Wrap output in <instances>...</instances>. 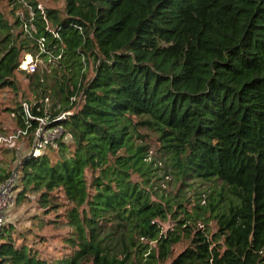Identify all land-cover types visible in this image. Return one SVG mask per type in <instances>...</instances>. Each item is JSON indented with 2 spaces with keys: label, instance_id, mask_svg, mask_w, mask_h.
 Segmentation results:
<instances>
[{
  "label": "trees",
  "instance_id": "16d2710c",
  "mask_svg": "<svg viewBox=\"0 0 264 264\" xmlns=\"http://www.w3.org/2000/svg\"><path fill=\"white\" fill-rule=\"evenodd\" d=\"M5 1L0 89L24 75L35 102L31 118L10 109L19 130L32 139L47 120L61 131L22 157L15 200L35 194L42 215H57L62 193L72 207L63 257H40L23 242L30 229L3 222L0 264H264V0ZM25 55L41 62L32 73L19 69ZM146 131L174 182L209 184L199 213L151 199Z\"/></svg>",
  "mask_w": 264,
  "mask_h": 264
},
{
  "label": "rangeland",
  "instance_id": "374dc122",
  "mask_svg": "<svg viewBox=\"0 0 264 264\" xmlns=\"http://www.w3.org/2000/svg\"><path fill=\"white\" fill-rule=\"evenodd\" d=\"M40 7L55 8L63 10L64 0H36ZM0 11L4 18L8 21H12L10 15V7L5 0L0 2ZM30 57V61L35 64V68L41 63L39 60L34 61L30 55H25L22 60V64L19 69L23 71H29L26 68L27 57ZM29 61V62H30ZM91 68V67H90ZM92 76L91 69L89 70L87 77ZM15 81L17 89L12 90L9 88L0 89V137L10 136L16 134L20 127L18 125V118L16 113H12L10 109L15 108L16 103L26 104L28 101L30 104L35 102V97L29 89L28 81L26 77L19 72H15ZM46 109H50V100H44ZM27 107V104H26ZM47 121V120H46ZM146 140L150 148V156L147 161H151L152 171L147 179L149 180L147 185V191L149 192L151 199L159 202V196H164L165 199L170 200V206L172 212L186 211L188 215H192L193 212H200L197 207H204L208 203V194L211 192L208 183H200L198 181L188 180L189 186H182L181 182H174L172 177L168 176L167 170L164 166V158L162 153L158 151L159 143L155 133L146 131ZM55 134V136H57ZM60 136V135H59ZM58 136V137H59ZM68 140V138H66ZM40 143L39 138H27L19 137L12 148H6L0 146V175L11 173V176L6 182L0 186H7V196L5 201L0 202V215L2 216V222L6 224H14L18 230L30 229L32 234L25 233L26 239L23 240L26 244L35 248L40 257L44 259H57L63 257L69 252V247L66 246V241L71 237V228L67 225L66 211L72 207V204L65 200L62 193H56L57 201L59 204L58 214L50 213L48 215H42V210L35 203L36 195L29 193L28 196L23 199L22 202H16V192L19 183L17 181L16 174L22 157L25 154L31 153L32 150L38 149ZM43 151H48L44 148ZM40 150V151H42ZM36 153V152H35ZM16 172L14 173V171ZM136 176H134L135 178ZM176 202H181L180 209L176 207ZM38 215L39 218H43L44 221L51 219L54 222L52 225H45L40 227L38 220H30V218ZM183 219L184 215H177ZM207 214L205 218H208ZM201 223V222H200ZM163 232L172 228L173 218L168 215L165 221L161 223ZM202 226H200L201 228ZM211 236L216 231V223L209 220L206 228ZM20 242V240H19ZM151 248L155 250V257L158 258V250L155 243L149 244ZM181 249L180 246L176 247V251ZM169 261V260H168ZM166 261L165 264L168 263ZM161 264V263H159Z\"/></svg>",
  "mask_w": 264,
  "mask_h": 264
},
{
  "label": "built area",
  "instance_id": "2783aa9c",
  "mask_svg": "<svg viewBox=\"0 0 264 264\" xmlns=\"http://www.w3.org/2000/svg\"><path fill=\"white\" fill-rule=\"evenodd\" d=\"M23 62H21L22 64ZM21 66V65H20ZM26 68H28L29 72H34L35 71V64L32 63V61L26 63ZM25 106V111L27 114V117L31 118L27 112V107ZM68 114V113H67ZM66 114H63L62 117H65ZM48 121L44 120H39V125L38 127L34 130V138H39L40 143L38 146V149L32 150L31 153L34 155H38L42 150L46 147L47 144H49L52 140L55 138H58V136L61 134V131L59 129H50V130H44L43 127L44 125L47 124ZM26 130L21 131L19 130L16 134L10 135V136H3L0 137V146H5L6 148H12L16 142V140L19 137L25 136L26 135ZM55 136V134H57ZM36 152V153H35ZM7 196V186L1 187L0 188V202L5 201ZM2 216L0 215V226L2 225Z\"/></svg>",
  "mask_w": 264,
  "mask_h": 264
},
{
  "label": "water",
  "instance_id": "95a60500",
  "mask_svg": "<svg viewBox=\"0 0 264 264\" xmlns=\"http://www.w3.org/2000/svg\"><path fill=\"white\" fill-rule=\"evenodd\" d=\"M69 116V114H66L65 117ZM16 172V170L14 171V173ZM13 177V175L11 176V178Z\"/></svg>",
  "mask_w": 264,
  "mask_h": 264
},
{
  "label": "bare ground",
  "instance_id": "6f19581e",
  "mask_svg": "<svg viewBox=\"0 0 264 264\" xmlns=\"http://www.w3.org/2000/svg\"><path fill=\"white\" fill-rule=\"evenodd\" d=\"M27 59H28L27 62H29L30 61V57L28 56Z\"/></svg>",
  "mask_w": 264,
  "mask_h": 264
}]
</instances>
